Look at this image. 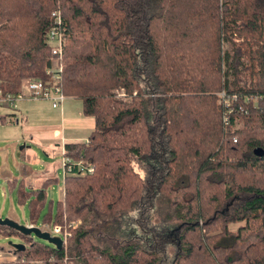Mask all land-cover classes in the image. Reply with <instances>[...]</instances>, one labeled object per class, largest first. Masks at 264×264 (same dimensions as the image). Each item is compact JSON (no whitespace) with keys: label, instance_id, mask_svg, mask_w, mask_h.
Segmentation results:
<instances>
[{"label":"trees","instance_id":"trees-1","mask_svg":"<svg viewBox=\"0 0 264 264\" xmlns=\"http://www.w3.org/2000/svg\"><path fill=\"white\" fill-rule=\"evenodd\" d=\"M53 11L57 85L93 119L63 156L92 173L64 178L60 201L45 191L55 179L8 182L27 224L69 237L56 250L0 226L25 246L0 264H264V0H0L2 95L49 82ZM221 91L246 111L226 125Z\"/></svg>","mask_w":264,"mask_h":264},{"label":"crops","instance_id":"crops-1","mask_svg":"<svg viewBox=\"0 0 264 264\" xmlns=\"http://www.w3.org/2000/svg\"><path fill=\"white\" fill-rule=\"evenodd\" d=\"M92 129L93 119L82 115L78 99L65 97L58 108H52L47 101L32 99L17 100L12 106L0 103V195L3 199L0 219L17 222L13 197L5 187L13 180H22L29 188L38 189L45 180L55 179L45 191H52L51 186L59 184L57 201H60L63 145L85 144Z\"/></svg>","mask_w":264,"mask_h":264},{"label":"built area","instance_id":"built-area-1","mask_svg":"<svg viewBox=\"0 0 264 264\" xmlns=\"http://www.w3.org/2000/svg\"><path fill=\"white\" fill-rule=\"evenodd\" d=\"M51 19L53 22V27L50 28L45 35V43L48 47L51 59L48 63V66L44 69V74L49 78V82L43 83L38 79L28 78L24 79L20 84V89L17 94L2 95L0 93V103H4L8 106H12L13 103L17 100L23 99H32V100H42L50 103L52 108H58L65 96L62 94L60 88L57 85L59 79V73L61 71L60 64L58 60L61 57L62 49L64 47L65 42V32L61 27V21L58 14H51ZM122 92V91H121ZM119 95L124 97L123 92ZM118 94H116V97ZM219 103L222 107V122L224 125L228 122V116L234 110L239 113H245V110L242 106H238L234 109L232 103L236 102L237 95L233 93H226L225 91H221L218 93ZM255 97H244L242 98V103L246 104L247 102H251L252 108L255 106ZM61 171L62 178L66 177H81L87 174L92 173V167L89 164H86L82 160L73 161L62 155L61 157ZM28 227H33V225H26ZM71 224L67 226V228H71ZM40 231L49 233L50 236H56L60 238L62 244L65 239L69 237L67 231H61L58 226H53L51 228L47 226H40ZM2 254H8L6 249L2 250L0 247V263Z\"/></svg>","mask_w":264,"mask_h":264},{"label":"rangeland","instance_id":"rangeland-1","mask_svg":"<svg viewBox=\"0 0 264 264\" xmlns=\"http://www.w3.org/2000/svg\"><path fill=\"white\" fill-rule=\"evenodd\" d=\"M53 13H55V14H58L59 15V12H57V11H53V12H51V14H53ZM51 14H50V17H51ZM236 41V43L237 42H239L240 41V39L238 40H235ZM65 44H66V39H65V42H64V46H65ZM223 49L224 50H227V51H229L230 50V46L228 45V44H224L223 45ZM61 68V67H60ZM246 76V75H245ZM122 90H118V91H114V94L116 95V94H118V96H117V98L119 99H125L124 97H121L122 95H119V94H121L122 92H121ZM216 95H218V93L216 94ZM218 97V96H217ZM257 101V100H256ZM256 101H255V106H254V108L253 109H258V105L256 104ZM246 112V111H245ZM239 129H241V121H240V119H235L234 120V122H233V127H232V130H239ZM54 153H55V151H53ZM17 154L19 155V152H18V149H17ZM22 154H23V152H22ZM41 156L42 157H44L43 156V154H41ZM51 157H54L53 155L51 156ZM60 160H61V158H60ZM61 178H62V174H61ZM51 187H53V189H52V191L51 190H49V189H47L46 190V194H47V197L49 198V199H52L53 201H57V188L59 187V184H53V186H51ZM0 194H1V189H0ZM52 194V195H51ZM5 198L7 199V201H9V197H8V195L6 194L5 195ZM2 197H1V195H0V207H1V202H2ZM13 208H14V210H15V212H16V214H17V222H15V223H17L18 225H25V223H26V213H25V210H24V208H22V207H20V206H18V205H16V204H14L13 203ZM7 207H9V205L8 206H6V208ZM4 216V215H3ZM2 219H5V218H2ZM78 225V222H73V223H71V228L70 229H74L76 226ZM238 226H241V224H239V225H229L228 226V229H229V231L230 232H234L235 230H236V228L238 227ZM36 228H38V229H40V227H38V226H35ZM42 232V231H41ZM33 241H39V240H37V239H32ZM66 240V239H65ZM8 242H10L11 244H18V243H20V240H19V238H17V237H8V238H3V237H0V247L2 248V250L4 249H6V251H7V253L8 254H2L1 255V260L3 261V262H12V261H14V257L11 255V253L7 250V243ZM65 242V241H64ZM45 243V242H44ZM10 248V247H9ZM7 259L9 260H11V261H7ZM30 264H41V263H39V262H33V263H30Z\"/></svg>","mask_w":264,"mask_h":264},{"label":"water","instance_id":"water-1","mask_svg":"<svg viewBox=\"0 0 264 264\" xmlns=\"http://www.w3.org/2000/svg\"><path fill=\"white\" fill-rule=\"evenodd\" d=\"M253 154L259 156L261 155V150L254 149ZM0 226L7 227L25 237H29L30 239L35 238L41 242H45L46 244L51 245L56 250H59L62 247V241L60 240V238L56 236H50L49 233L47 232H41L36 227H28L26 225L20 226L17 223L6 218L0 219ZM7 246L15 251H22L25 248V246L22 243L11 244L10 242H8Z\"/></svg>","mask_w":264,"mask_h":264}]
</instances>
